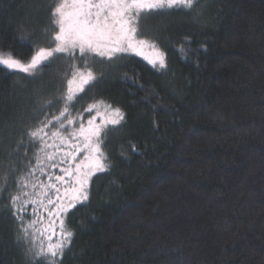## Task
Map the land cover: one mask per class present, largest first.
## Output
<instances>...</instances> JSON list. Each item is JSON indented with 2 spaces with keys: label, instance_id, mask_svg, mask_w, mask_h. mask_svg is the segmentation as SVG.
I'll return each instance as SVG.
<instances>
[{
  "label": "trees",
  "instance_id": "16d2710c",
  "mask_svg": "<svg viewBox=\"0 0 264 264\" xmlns=\"http://www.w3.org/2000/svg\"><path fill=\"white\" fill-rule=\"evenodd\" d=\"M51 3L0 0V53L27 62L54 47L45 31H52ZM140 28L167 67L133 53L112 63L89 59L102 78L69 106L80 114L74 126L96 116L85 109L99 101L125 119L101 145L110 171L94 176L90 201L63 217L74 234L63 264H264V0H200L192 11L153 12ZM70 78L66 56L36 77L0 66V183L7 182L0 209L36 165L40 145H28L25 130L43 119L37 111L46 99L54 104L43 111L59 114ZM21 138L27 147L17 150ZM66 166L36 171L24 191L49 175L57 183ZM36 207L43 228L48 214ZM0 264H30L7 213Z\"/></svg>",
  "mask_w": 264,
  "mask_h": 264
},
{
  "label": "snow or ice",
  "instance_id": "6c2138e0",
  "mask_svg": "<svg viewBox=\"0 0 264 264\" xmlns=\"http://www.w3.org/2000/svg\"><path fill=\"white\" fill-rule=\"evenodd\" d=\"M199 3L200 0H52L48 5L52 31H45L50 35L54 47L39 48L27 62L14 58L10 53H0V66L9 72L19 71L30 77L42 75L45 68L58 56H66L71 67L72 78L67 80V93L59 98L63 101L59 114L43 111L54 104V99H46L37 111L43 119L25 130L28 145H40L34 154L36 165L30 167L26 176L17 178L16 194L9 192L7 204L0 209V214L7 213L16 222V243L26 247L30 264H63L65 251L70 248L74 235L63 217L77 205H86L90 201L92 178L97 173L109 172L111 168L101 145L108 132L116 130L124 121L121 110L103 105L104 113L101 115L99 105L103 102L90 104L85 111L91 113L96 110L97 115L87 121V126L80 122L78 128L72 127L79 120L80 114L73 117L69 111L70 104L78 93L85 91L86 85L102 78V74L97 76L89 67V59L99 57L101 63H112L122 54L133 53L143 56L153 67L166 68L164 53L157 45L139 38L141 20L153 12L166 9L192 11ZM185 42L190 43L188 37H185ZM145 49L152 54L147 55ZM179 50L184 51L183 46ZM74 61H80L83 69ZM97 116L101 117L100 123L95 122ZM50 140L52 143H49ZM61 145L68 150H62ZM21 147H27L23 138L17 143L16 149ZM129 147L133 151L137 149L135 144H130ZM50 148L55 151L48 152L47 149ZM81 152L84 153L83 158L74 163ZM60 165L67 166L60 168L63 175L55 176L57 183H53V177L49 175L47 184L38 179L31 184L32 189L39 186L38 192L24 191L29 186L28 177H33L36 171L44 175L46 169H55ZM58 184L67 185L63 197ZM6 190L5 177L4 182L0 183V200L5 199L3 193ZM52 192L55 193V199L50 194ZM29 205L33 206V218L26 220ZM37 205L48 214L47 225L43 228L37 227L44 219L42 214L38 215ZM41 237L47 243L41 240L37 245L36 241Z\"/></svg>",
  "mask_w": 264,
  "mask_h": 264
},
{
  "label": "rangeland",
  "instance_id": "374dc122",
  "mask_svg": "<svg viewBox=\"0 0 264 264\" xmlns=\"http://www.w3.org/2000/svg\"><path fill=\"white\" fill-rule=\"evenodd\" d=\"M145 52H146V54L147 55H151L152 53H151V51L150 50H148V49H145ZM139 56V55H138ZM140 57H142L143 59H145L143 56H140ZM146 60V59H145ZM147 62H148V60H146ZM77 62V61H76ZM76 62H74V63H76ZM149 63V62H148ZM76 64H79L80 65V63H76ZM151 66H152V64H150ZM81 67V66H80ZM158 67V66H157ZM71 78H72V76H71ZM70 78V79H71ZM67 87H68V84H67ZM73 87H75V86H73ZM99 110H100V112H101V115H103V113H104V107L102 106V107H99ZM95 112H96V110H95ZM95 115V114H94ZM97 115V114H96ZM72 116H74L73 114H72ZM96 123H100L101 122V117L100 116H97V119H96V121H95ZM84 125L85 126H87V122H85L84 123ZM72 127H75V128H78L79 126H74V124H73V126ZM65 135H67V132H65L64 133ZM73 143H75V140H73L72 141ZM51 143H52V141H51ZM58 143V142H57ZM62 146L63 145H61V148H62ZM64 148H65V150H68L65 146H64ZM55 151V149L54 148H50V149H47V151H49V152H52V151ZM83 156H84V153L83 152H81L80 154H78L77 155V159H76V161L74 162V163H76V162H79L82 158H83ZM74 166V165H73ZM98 174V173H97ZM62 175H63V173H62ZM67 179V178H66ZM58 185H60V184H58ZM61 187H60V189H61V191H60V195H61V197H63V193H64V188L65 187H67V185H60ZM40 189H39V186L36 188V189H32V188H30V189H28V190H26L27 192H29V193H34V192H38ZM52 195H53V199H55V193L54 192H52ZM66 202V201H65ZM57 234H58V232H57Z\"/></svg>",
  "mask_w": 264,
  "mask_h": 264
}]
</instances>
